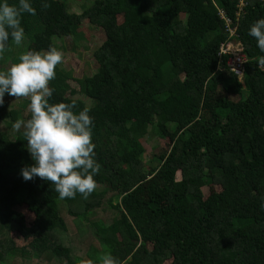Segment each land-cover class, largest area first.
I'll list each match as a JSON object with an SVG mask.
<instances>
[{"label":"trees","instance_id":"obj_1","mask_svg":"<svg viewBox=\"0 0 264 264\" xmlns=\"http://www.w3.org/2000/svg\"><path fill=\"white\" fill-rule=\"evenodd\" d=\"M71 1L31 0L25 40L10 38L0 62L60 50L86 21L102 30L92 74L57 65L49 82L50 103L91 109L97 187L61 200L50 182L24 181L34 161L14 123L30 119V100L1 106L0 264H100L104 253L116 264H264V53L248 35L264 0H90L80 13ZM229 26L247 59L241 79L219 55ZM68 220L89 236L83 257Z\"/></svg>","mask_w":264,"mask_h":264},{"label":"clouds","instance_id":"obj_2","mask_svg":"<svg viewBox=\"0 0 264 264\" xmlns=\"http://www.w3.org/2000/svg\"><path fill=\"white\" fill-rule=\"evenodd\" d=\"M43 8L48 4L42 3ZM24 13L36 15L31 0H18V6L0 0V54L9 47V39L20 47L25 40L21 19ZM248 35L255 38L257 47L264 53V18L250 25ZM63 63V53L56 47L46 51H27L19 62L0 71V105L5 94L30 100V119L17 120L14 128L27 141V151L34 163L21 169L24 181L40 178L54 185L58 198H75L79 193L84 199L97 187L94 177L101 165L96 160L92 141L93 118L91 109L75 111L71 103H50L54 89L49 82L56 77V66ZM264 65V57L259 59ZM264 208V202L261 203ZM100 264H116L110 253L98 257Z\"/></svg>","mask_w":264,"mask_h":264},{"label":"rangeland","instance_id":"obj_3","mask_svg":"<svg viewBox=\"0 0 264 264\" xmlns=\"http://www.w3.org/2000/svg\"><path fill=\"white\" fill-rule=\"evenodd\" d=\"M90 0H73L69 3L70 11L80 13L83 8L89 4ZM181 18H185V15L182 14ZM79 38H65L57 39V44L60 46V51L63 53V63L59 66L63 69H66L72 73L75 77H82L84 75L92 74L96 69V63L93 58V51L99 47L104 41V34L100 28L94 27L89 24L87 21L83 23L78 29ZM13 63L7 61L5 63L0 62V71L7 70ZM81 97L80 95H76ZM210 98L213 99V95H210ZM28 98H15L12 96H4L3 105L9 106H19ZM165 147H168V141H162ZM146 152L143 156L144 159H148L150 156V148L153 144L152 140L145 141ZM177 179L180 178V175L177 174ZM211 190H216L214 187L206 186L203 188L204 193H209ZM30 218V216H28ZM69 225L70 235L72 237V246L74 249H79L80 255L82 257L85 255L84 251L87 249L89 236L81 237L78 236L76 228L73 229V224L71 220L67 221ZM90 235V234H89ZM18 244L23 245L24 241L21 238H16ZM16 264V263H13ZM165 264H168L166 262Z\"/></svg>","mask_w":264,"mask_h":264},{"label":"built area","instance_id":"obj_4","mask_svg":"<svg viewBox=\"0 0 264 264\" xmlns=\"http://www.w3.org/2000/svg\"><path fill=\"white\" fill-rule=\"evenodd\" d=\"M224 19L226 20L227 23H229L228 19L226 18ZM235 30H236L235 27L230 28L229 26V36L232 38L221 44L219 55L221 58L224 55L227 56V59H226L227 67L236 76H238L239 79H241L244 74V64L247 59L243 52V45L241 44L239 40L234 38L236 36Z\"/></svg>","mask_w":264,"mask_h":264}]
</instances>
